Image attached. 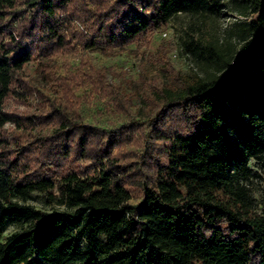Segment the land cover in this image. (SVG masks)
<instances>
[{
    "label": "trees",
    "instance_id": "1",
    "mask_svg": "<svg viewBox=\"0 0 264 264\" xmlns=\"http://www.w3.org/2000/svg\"><path fill=\"white\" fill-rule=\"evenodd\" d=\"M231 2L0 0V264H264V211L243 180L250 173L249 160L264 158V0ZM71 7L86 14L79 22L85 33L72 34L85 53L66 68L64 78L91 85L96 101L123 99L131 80L127 70L99 64L89 50L105 51L109 44L126 49L140 33L183 13L218 15L228 8L244 18L230 29L223 50L216 39L206 45L193 36L177 42L182 53L201 60L202 72L179 74L171 84H156L140 97L150 108V114H140L141 107L136 111L144 120V146L164 140L166 157L152 175L139 180L137 202L131 201L109 150L94 157L98 166L91 176L70 171L57 179L30 178L21 174L19 158L10 154L2 134L6 124L17 123L4 102L34 51L12 30L23 20L6 17L26 11L29 38L42 26V37L62 47L59 14L72 18ZM38 14L45 18L41 26L33 23ZM53 68L50 64L45 70ZM55 88L48 90L55 93ZM170 108L182 111L186 133L157 127ZM67 112H60L54 133L72 134L85 126L79 141L83 150L90 133L95 134L92 129L108 124L90 119L85 125L81 111L77 116ZM108 134L115 132L109 129ZM38 194L46 209L30 202ZM8 224L17 227L6 232Z\"/></svg>",
    "mask_w": 264,
    "mask_h": 264
},
{
    "label": "rangeland",
    "instance_id": "2",
    "mask_svg": "<svg viewBox=\"0 0 264 264\" xmlns=\"http://www.w3.org/2000/svg\"><path fill=\"white\" fill-rule=\"evenodd\" d=\"M74 1L77 3L79 0ZM221 1L234 5L231 0ZM68 12L73 17H65L64 20L62 17L65 15L60 12L61 19L57 23L61 27L60 34H65V44L62 47L54 46L52 43L55 41L48 42L42 37L41 24L45 19L43 14L33 17V23L41 26L34 31V38H29L30 33L25 31L31 24L26 11L19 12L17 16L20 17H11L10 14L6 17L5 21L15 18L23 20L12 30L23 44L34 48V51L32 62L16 75L13 93L4 102L5 110L15 115L17 123L6 124L2 134L8 140L10 154L19 158L21 174L30 178L57 179L70 171L77 172L81 178L91 176L98 166L94 157L109 150V160H112L114 167L117 166L122 182L130 190L131 201L137 202L141 198L139 180L144 178V174L152 175L155 164L165 161L166 157L164 140L149 139L150 147L146 149L144 146V120L138 112L136 115V111L141 107L143 110L140 114L149 113L150 108L143 105L144 100L141 101L140 97L144 98V94L156 84H171L179 74L202 72L201 60L192 53H182L177 42L181 45L189 36H193L200 40L202 45H206L216 39L217 48L223 50L230 29L235 22L244 18L228 8H222L218 15L210 11L205 15L183 13L160 28L140 33L125 46L126 49L109 44L105 51L101 48L89 50V56L99 64L127 70L131 80L123 99L110 101L104 98L105 100L96 101L91 97V85L64 78L69 71L66 68L75 66L79 56L83 57L82 54L85 53L81 43L77 38L73 39L72 34L85 33L81 24L86 14L74 11L72 7ZM88 30L93 32L94 28ZM3 39L9 40L6 33ZM45 61L48 63L44 64ZM50 64L54 65L51 72L45 70ZM108 80H111V75ZM52 85L56 86L55 93L48 90ZM134 89L137 90L135 94L132 91ZM57 107L60 112L67 110V115L77 116L81 111L85 125L90 119L97 120V123L100 121V126H103L102 122L106 120L108 124L104 129H92L95 134L90 133L88 144L83 150L79 141L81 135L86 134L85 126L75 129L72 134L54 133L61 114L54 109ZM181 112L178 108L167 109L157 127L169 134L186 133L189 127ZM133 119H137V124L132 122ZM109 129H113L115 134L109 136ZM248 167L250 173L243 180L251 189L258 209L264 211V158L250 159ZM138 168L142 171H138ZM30 202L38 208H47L39 194ZM16 227L15 224H8L6 232Z\"/></svg>",
    "mask_w": 264,
    "mask_h": 264
}]
</instances>
